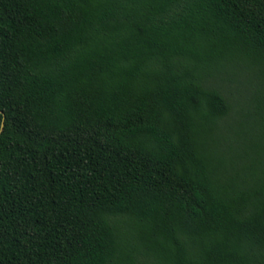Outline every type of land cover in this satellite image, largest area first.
<instances>
[{
	"label": "trees",
	"instance_id": "obj_1",
	"mask_svg": "<svg viewBox=\"0 0 264 264\" xmlns=\"http://www.w3.org/2000/svg\"><path fill=\"white\" fill-rule=\"evenodd\" d=\"M0 264H264V0H0Z\"/></svg>",
	"mask_w": 264,
	"mask_h": 264
}]
</instances>
